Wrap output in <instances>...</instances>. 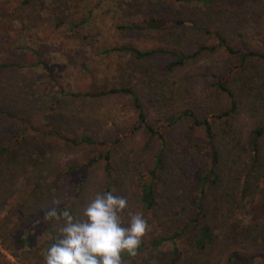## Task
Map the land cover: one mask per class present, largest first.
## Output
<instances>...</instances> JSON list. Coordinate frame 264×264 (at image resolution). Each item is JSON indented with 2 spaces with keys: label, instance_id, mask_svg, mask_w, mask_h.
I'll use <instances>...</instances> for the list:
<instances>
[{
  "label": "rangeland",
  "instance_id": "374dc122",
  "mask_svg": "<svg viewBox=\"0 0 264 264\" xmlns=\"http://www.w3.org/2000/svg\"><path fill=\"white\" fill-rule=\"evenodd\" d=\"M150 16L159 29L124 27ZM209 30L236 50L262 51L264 0H0V264H45L41 250L63 223L46 214L55 208L80 216L102 193L105 163L89 160L106 145L81 137L112 139L137 124L136 111L128 94L69 91L112 86L136 90L147 122L163 128L157 136L140 127L110 146L111 192L128 201L125 222L129 212L144 213L151 230L143 241L175 233V264H264V237L256 233L264 227V60L218 46L168 68L166 55L137 58L116 49L124 43L194 52L201 43L218 44ZM223 75L232 97L215 84ZM232 99L235 108L219 116ZM188 111L199 119L216 115L211 143L219 159L209 172L213 149ZM168 116L174 122L166 125ZM159 151L148 206L143 181ZM196 223L209 228L203 247ZM170 248L165 242L124 259L164 264Z\"/></svg>",
  "mask_w": 264,
  "mask_h": 264
},
{
  "label": "trees",
  "instance_id": "16d2710c",
  "mask_svg": "<svg viewBox=\"0 0 264 264\" xmlns=\"http://www.w3.org/2000/svg\"><path fill=\"white\" fill-rule=\"evenodd\" d=\"M146 20H144V22H140V23H133V24H125L124 27H130V28H137V29H159L160 26H162V24L159 23L158 18L152 17L150 16V18H145ZM177 22V24H184L185 20L182 19H177L175 20ZM170 23V22H168ZM192 23V22H191ZM193 24V23H192ZM193 27H195L196 29H204L203 26H199L196 23L193 24ZM208 29V28H205ZM208 33H212V35L216 36L218 38V44H199L197 50H195L194 52H189L186 53L181 49L175 48V47H151V48H145L142 49L138 46H134V45H130V44H119V46H116V49L118 50H123V51H128L129 53L133 54L135 57L137 58H150V57H154L157 55H166L169 58V62L166 64V67L168 68H172L173 66L176 65H182L184 63V61L186 60L187 57H190L192 55H195L197 53H199L202 50H214L216 49L218 46L223 47L227 52H238L240 54V57L242 59H245L248 56H257L258 58L264 60V46H263V50L259 51L256 49H247L246 47H239L237 50L234 49V47H232L226 40H224L220 34H218V32L216 33L215 30H209ZM264 44V42H263ZM239 66V63H234L231 65V67L228 68V73L229 74H233L236 70V68ZM3 67L2 64H0V69ZM228 75H223L217 78L216 80V86L227 92L231 97L233 96V93L227 88L226 86V82L228 80ZM60 92L65 94V90H63V88H60ZM70 94L69 95H73V96H78V95H85V96H99V95H103V94H116V93H123V94H128L131 98V103L133 104L135 111H136V121L137 124H129L127 125L126 131L121 132L120 134H118L117 136H115L112 139H107V140H96L94 138H92L91 136H88L86 134L82 135L81 139L82 141L86 142V143H94L96 145H106V148L104 149L103 152L97 153L96 155H94L89 162H91L92 160H103L105 163V177L102 183V193L103 192H111V184H112V179H111V171H110V163H111V152H110V146L113 145L116 142H119L120 139L122 137H124L125 135L131 134L132 132H134L136 129L140 128V127H145L146 130H148V133L150 135H162V129L160 127H156L152 124H149L147 122V118L145 115V112L143 110L142 104L140 102V96L139 93L130 88L129 86H121V87H108V88H103L102 90H94L93 92H89V91H79V92H72L69 91ZM235 103L236 101L234 99H232L231 101V106L230 108L224 112L219 114V116L221 115H227L229 114L234 108H235ZM189 114V116L192 117L193 119V123L195 125H202L205 129V132L207 134L208 137V142H207V147L210 149H213V145L211 143V137H212V125H213V119L214 117H216V115L212 114V113H208L207 115H205L202 119L197 118L196 116H194L192 113H190L189 111L187 112ZM178 117V116H177ZM166 119V118H165ZM174 122V118L173 116H168L167 120L165 121V124H171ZM253 138L251 139V148H252V153H255L254 158V162L255 160H257V152H258V139L259 137L262 136L263 134V128L262 126H258L255 129H253ZM23 137V136H21ZM250 155V154H248ZM218 155L215 149L211 150V161L212 164H210V167L208 169V172L213 170V166L214 164L218 161ZM88 162V163H89ZM162 164V157H161V152H157L154 155V165L152 166V168L150 169V178L147 180L143 181V190H142V199L143 201L146 202V204L148 206H151L154 203V188H153V182H154V178H155V171L156 168L158 166H160ZM72 167H76L75 165H71ZM86 165H83V167H85ZM83 168L81 170V177L84 176V172H83ZM204 180L205 177L202 179V185L204 184ZM201 198V197H200ZM200 198H197L200 199ZM199 205V209L202 211L203 210V206L201 204V201H199L198 203ZM194 220V219H193ZM196 221V220H195ZM197 228L199 229V231H201V234L203 235L201 239L198 240L197 244L199 247H203L204 245V241L207 237V239H209V228L207 225L205 224H200V223H196ZM248 230H244L243 233H246ZM256 233H259V235L264 237V227H262L261 225H258V228L256 229ZM53 233L50 232V239L48 240V245L41 250V253L43 254V256L46 255L47 249L51 246V244H53L55 242V240H53L52 235ZM176 234L172 233L169 236L165 235H159V236H155L153 238H151L150 240L147 241H142L140 248L138 250V255L136 257H134L135 259H139V252L141 250H145V249H154L157 247H160L161 245H163L165 242H169L170 243V258L169 261L167 263L164 264H175L176 262V255L178 252V247L176 245L175 242V237ZM57 237V236H56ZM28 238H25V240H27ZM28 242V241H27ZM29 243V242H28ZM127 255V254H124ZM236 256L240 257V254L236 251ZM133 258V257H131ZM143 260V259H142ZM142 264H146V262L144 261Z\"/></svg>",
  "mask_w": 264,
  "mask_h": 264
},
{
  "label": "clouds",
  "instance_id": "9594fccd",
  "mask_svg": "<svg viewBox=\"0 0 264 264\" xmlns=\"http://www.w3.org/2000/svg\"><path fill=\"white\" fill-rule=\"evenodd\" d=\"M127 207L125 197L103 192L87 203L80 216L67 209L50 210L45 219L63 223L47 249L45 264H131L124 254L136 257L151 229L143 212H129L125 222L122 214Z\"/></svg>",
  "mask_w": 264,
  "mask_h": 264
}]
</instances>
